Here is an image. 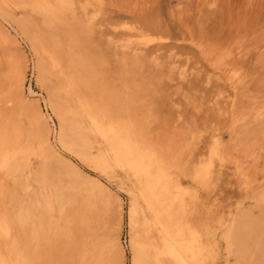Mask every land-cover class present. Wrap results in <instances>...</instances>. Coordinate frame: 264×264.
<instances>
[{"label":"bare ground","instance_id":"1","mask_svg":"<svg viewBox=\"0 0 264 264\" xmlns=\"http://www.w3.org/2000/svg\"><path fill=\"white\" fill-rule=\"evenodd\" d=\"M9 2L40 3L39 22L9 11ZM74 2L0 0V167L13 173L12 184L0 182V264H126L125 244L131 252L130 264H200L193 261L200 254V242L185 218L181 197L175 195L183 193V188L178 186L179 192L173 193L165 164L155 170L144 165L146 154L129 137L132 116L131 105L124 100L126 90L116 83L120 76L127 84L129 77L138 78L149 67L146 62L162 73L165 66L174 64L171 59L177 52L172 47L162 54L165 47L158 42L148 54L131 36L128 43L117 44L115 38L103 41L95 36L103 27L95 20L96 11L86 12L84 20L75 13L66 15L63 4H70L74 11ZM29 50L35 58L32 75L38 83H52L48 97L40 95L32 82L28 85ZM237 86L233 85L236 92ZM71 88L76 101L70 96ZM19 95L27 96L21 114L31 116L40 151L21 145L14 111L4 108L5 100L12 102ZM250 132L246 131V138ZM92 136L103 138L108 147L94 155ZM31 154L40 158L37 169ZM109 159L120 165H141L142 173L151 178L143 190L147 209L139 213L130 201L125 244L123 198L83 167L88 164L105 172ZM254 198L264 202V190H256ZM221 228V238L235 250L236 260L230 264H252L258 250L263 251L264 208L258 214L239 211Z\"/></svg>","mask_w":264,"mask_h":264},{"label":"rangeland","instance_id":"2","mask_svg":"<svg viewBox=\"0 0 264 264\" xmlns=\"http://www.w3.org/2000/svg\"><path fill=\"white\" fill-rule=\"evenodd\" d=\"M49 1L60 5L62 0ZM63 5L67 8L66 15L75 13L81 19L86 12L96 11L95 20L102 22L103 27L95 36L103 41L115 38L121 44L132 39L141 43L148 54L161 42L165 47L162 54L166 55L172 47L177 52L171 59L174 64L165 66L162 73L146 62L149 67L146 65L145 73L138 78L129 77V84L122 76L116 81L126 90L124 100L131 105L129 137L146 154L144 165L155 170L159 164H165L164 174L174 185V194L179 192V187L183 188L184 194L175 195L181 197L185 218L196 242H200V254L193 261L233 263L235 250L221 238V227L232 222L239 211L258 214L264 208V202L254 198L256 190H264V0H75L74 11L70 4ZM40 7L38 2H9L7 6L18 17L32 22H39ZM30 52L28 85L32 82L40 95L48 97L52 83H38L32 75L35 58ZM172 67L173 72L169 70ZM231 76L238 84L237 92ZM70 96L77 100L73 88ZM15 98L12 102L5 100L4 108L14 111L12 119L22 135L19 141L26 149L40 151L39 133L31 126V116L21 114L27 96ZM42 105L45 107L44 100ZM246 131L253 132L246 138ZM91 138L94 155L100 148L108 147L103 138ZM38 155H30L35 169L40 165ZM156 158L159 163L155 162ZM83 167L123 198L125 244L130 201L136 203L139 213L147 209L143 190L150 176L142 173L141 165H120L112 159L107 160L105 172L95 171L88 164ZM12 177V172L0 167V182L10 185ZM125 248L126 264H130L131 252L126 244ZM258 253L252 264H264V249Z\"/></svg>","mask_w":264,"mask_h":264}]
</instances>
